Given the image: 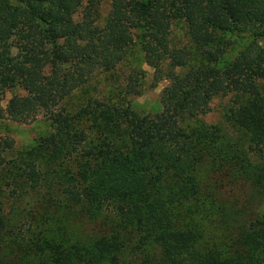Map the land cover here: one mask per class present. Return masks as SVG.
I'll list each match as a JSON object with an SVG mask.
<instances>
[{
	"label": "trees",
	"instance_id": "16d2710c",
	"mask_svg": "<svg viewBox=\"0 0 264 264\" xmlns=\"http://www.w3.org/2000/svg\"><path fill=\"white\" fill-rule=\"evenodd\" d=\"M108 1L99 27L94 10L77 18L86 0H0V91L26 92L9 102L13 121L58 108L79 89L97 91L98 75L119 80L136 39L157 81L170 82L153 116L90 99L74 115L55 112L54 132L15 160L13 141L0 138V181L5 169L30 190L50 180L69 208L104 219L106 234L92 245L38 244L39 264H122L130 246L145 245L158 248L155 264H264V218L248 222L241 206L229 214L202 177L249 186L264 200V0ZM179 22L182 48L170 37ZM240 37L232 61L224 45ZM219 96L236 100L225 115L235 136L200 120ZM5 228L0 213V264Z\"/></svg>",
	"mask_w": 264,
	"mask_h": 264
},
{
	"label": "rangeland",
	"instance_id": "374dc122",
	"mask_svg": "<svg viewBox=\"0 0 264 264\" xmlns=\"http://www.w3.org/2000/svg\"><path fill=\"white\" fill-rule=\"evenodd\" d=\"M89 10L97 12L96 25L103 27L111 10V2L86 0L79 9L77 18L82 19ZM170 37L174 47L182 48L187 45L188 34L185 24L179 22L173 25ZM226 41L225 55H230L233 61L244 49L246 39L240 37L226 39ZM258 43L264 46V39H259ZM186 72L187 69L178 70L180 74ZM119 74V80L116 76L107 80L108 75H98L97 91L90 86L74 91L58 108H44L35 119L26 123L13 121L7 114L10 100L15 96H25L26 92L19 86L4 87L0 91V138L12 140L14 143V149L8 155V159L15 160L19 155L30 152L37 146L40 138L52 134L54 127L50 118L55 112L64 111L74 115L90 99H99L123 106L129 105L142 117L162 112V93L170 82L165 76L157 81L154 69L145 61L139 39H136V44L128 49L125 64ZM128 84H131L139 95L129 94L125 89L129 88ZM261 89L264 94V85ZM235 101L231 96L214 98L210 112L200 117L201 122L220 126L224 131H229L230 135L235 136L234 131L225 122V115L230 107L236 105ZM87 125L89 123H86L85 127ZM42 167L43 171L48 170L45 163ZM3 173L6 176L1 177L0 181V213L6 220L3 240L5 264H39L38 244H44L48 240L64 246L75 243L92 245L106 234L103 218L100 221L88 220L80 213L79 207L69 208V204L66 205L65 199L60 194L62 190L60 185L54 183L50 187V180L43 179L37 190H30L27 186H17L13 175L7 173L6 169ZM202 177L205 190L214 198H218L219 204L224 206L229 214H232L233 209L241 206L245 210V218L248 222L257 217L264 218V200H257L251 187H245L242 184L230 185L228 182L222 185L218 180H213L211 176L203 175ZM216 233L217 242H220L221 234ZM44 246L46 247L45 244ZM148 246L150 247L147 245L142 248L130 246L122 254V264H155L159 250L152 245Z\"/></svg>",
	"mask_w": 264,
	"mask_h": 264
}]
</instances>
